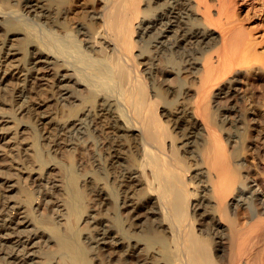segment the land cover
<instances>
[{"label":"bare ground","instance_id":"obj_1","mask_svg":"<svg viewBox=\"0 0 264 264\" xmlns=\"http://www.w3.org/2000/svg\"><path fill=\"white\" fill-rule=\"evenodd\" d=\"M13 1L23 10L10 18L0 10L7 23L0 31L15 35L22 31L16 25L29 20L46 25L47 32L39 35L33 23L28 26L26 67L15 62L21 52L13 43L0 47V91L14 90L21 103L26 93L54 91L62 111L98 98L96 107L74 116L62 113L60 120L46 106L37 120H47L51 136L59 129L69 146L85 141V151L94 145L92 137L99 138L110 168L129 164L120 182L125 231L101 212L90 218L85 242L95 263L108 258L118 264H264V0H85L90 8L80 9L81 0ZM74 18H87L89 27L77 22L74 34L69 32ZM163 72L175 79L173 85L162 80L177 104L171 128L159 115L156 89L147 91ZM35 109L36 104L20 105V113ZM10 122L0 117L2 161ZM114 137L132 140L140 161L130 164ZM1 165L0 188L13 192L15 184L6 178L11 172ZM47 174L35 179L63 191ZM91 184L102 207L107 196L100 177ZM135 192L140 199L133 198ZM32 201L0 205V264L51 258L53 252L44 249L55 239L37 225L32 213L40 203ZM57 202L63 226L65 204ZM138 232L163 233L167 254L151 250ZM74 248L59 235L60 260L48 264H61Z\"/></svg>","mask_w":264,"mask_h":264},{"label":"rangeland","instance_id":"obj_2","mask_svg":"<svg viewBox=\"0 0 264 264\" xmlns=\"http://www.w3.org/2000/svg\"><path fill=\"white\" fill-rule=\"evenodd\" d=\"M83 4H85V0H81L78 3L79 6L76 8L80 9V6ZM90 4L92 3L88 2L86 5H83V7L86 6L85 8H90ZM0 10L5 12L2 16L7 14L8 17L10 14V18L14 11L22 12L23 9L21 8L20 2L0 0ZM23 21L24 22H21L23 26L16 25V28L22 30L20 33L13 35L11 32H8L7 29L0 31V47L3 46L4 49L6 45L9 47V44L13 43L15 48L21 52V54L16 57L18 60L15 62L26 67L29 65V54L31 50V39L27 37V34L33 22H29V20ZM77 22L87 27L90 25L87 18H74L69 22V32L74 34ZM6 24L5 19L0 18V25H4L5 27ZM40 25H33V28L35 26L34 32L37 33L38 31L37 34L43 35L47 32V26L43 25L41 22ZM23 31L27 33H22ZM14 37L17 39L16 41H13ZM14 42H16V44ZM81 48L84 49L82 46ZM143 64L144 63H142L141 66H143ZM160 65L165 71L167 68L166 62H161ZM184 77L185 75L182 76L183 80L185 79ZM163 78H168V81L170 80V84L172 85L175 81L173 75L169 72H163L157 78L150 80L147 91L151 93V88L156 89L159 96L157 102L159 106V115L162 116L163 121H167L168 127L171 128V124L168 120L170 113L177 108V104L175 97L171 93L165 91L162 84ZM14 86V84H11V88ZM9 95L11 94H5V92L0 91V117L6 116L11 120V122L7 123L5 126L7 132L11 135L8 138L9 141L3 145V147L6 146L7 150L11 147L16 148L15 151H17V154L11 149H9L10 151L4 150L3 153L7 155L4 161H2L3 157H0V165L2 164L5 168L10 170L11 174L6 178L13 181L15 184V191L11 192L7 191L5 188H0V205L9 200H16L24 206L28 200H34V202H36V200L39 201L40 210L33 212L32 216L36 219L37 225L43 227L46 233L55 239L50 247L44 249V251H52L53 253L49 260H44L43 264H48L55 261V259L58 261L60 260V253L57 251V240L59 235H64L65 241L68 244H73L75 247L73 256L61 261V264H96L92 259L93 253L88 252V245L85 242L86 237L90 234V218L95 212H101L100 216L106 220H110L120 233L125 231L123 220L119 217V210L121 209L122 202L126 198L125 193H123L120 187V182L124 180V173L129 164L116 163L113 168H110V159L109 157L107 158L108 150L105 147L101 149L102 145L97 137H92L94 145L90 150L86 151L82 150V148H85V141H79L77 146H69L63 143L60 138L59 129L55 128V135L51 136L49 129L50 124L47 123V120L44 118L40 119V122H44V124H40L37 119L40 117L41 113H36L42 112V114H46V110L50 107L51 114L55 116L57 120H60L62 113L68 116H74L78 115L82 108L84 109L88 106L96 107L99 99L89 98L78 108H66L62 111L54 91L43 90L40 93H26L28 98L24 103L20 102V97L15 95L14 90L11 97ZM35 104L37 109L30 110L27 113H20V105L29 108ZM44 104L45 106L42 107ZM46 106L49 107L46 109ZM163 110L166 114L162 113ZM114 138L120 144L123 153L130 158V164L140 161L138 155L134 152L135 144L134 142L132 143V140H125L118 137ZM47 171L50 172V174L46 175L48 181H59L58 183L62 186L63 191L58 192L59 190L57 189L51 190L46 180L44 181L40 178L35 179L38 176L37 173L45 174ZM96 176L100 177L102 185L104 186V191H102L107 196L106 200L103 201L105 203L102 204V207L101 205L99 206L100 200L102 201L101 196L96 194L97 191L94 190L91 184V179ZM55 191H57L56 194H54ZM140 193V191H137V194L140 195ZM137 194L136 192L134 193L133 198H135V200L140 199ZM51 198L56 201L47 203V200ZM57 201L65 204L66 214L64 215L65 224L63 226L57 222V217L60 213L58 210L63 209V207L58 209ZM34 202L32 201V203ZM63 212L64 211L61 213ZM137 236L143 243L151 247V250L158 247L166 253L168 241L163 233L158 234V236H153L152 234L138 232ZM102 264L118 263H113L109 261L108 258H104Z\"/></svg>","mask_w":264,"mask_h":264}]
</instances>
